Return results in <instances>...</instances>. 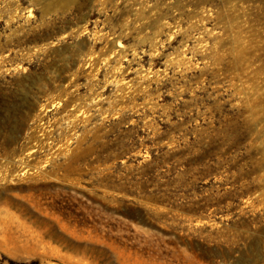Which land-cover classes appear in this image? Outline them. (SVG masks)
<instances>
[{
    "label": "rangeland",
    "instance_id": "rangeland-1",
    "mask_svg": "<svg viewBox=\"0 0 264 264\" xmlns=\"http://www.w3.org/2000/svg\"><path fill=\"white\" fill-rule=\"evenodd\" d=\"M0 264H264V0H0Z\"/></svg>",
    "mask_w": 264,
    "mask_h": 264
},
{
    "label": "bare ground",
    "instance_id": "bare-ground-1",
    "mask_svg": "<svg viewBox=\"0 0 264 264\" xmlns=\"http://www.w3.org/2000/svg\"><path fill=\"white\" fill-rule=\"evenodd\" d=\"M77 114V113H76ZM37 167V166H36Z\"/></svg>",
    "mask_w": 264,
    "mask_h": 264
}]
</instances>
